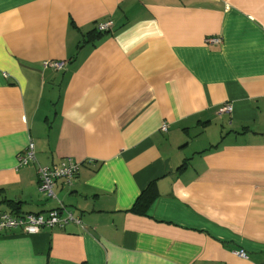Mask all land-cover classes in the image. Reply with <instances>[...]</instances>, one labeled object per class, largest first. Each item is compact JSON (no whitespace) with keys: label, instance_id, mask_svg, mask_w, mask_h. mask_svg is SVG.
Returning a JSON list of instances; mask_svg holds the SVG:
<instances>
[{"label":"crops","instance_id":"obj_1","mask_svg":"<svg viewBox=\"0 0 264 264\" xmlns=\"http://www.w3.org/2000/svg\"><path fill=\"white\" fill-rule=\"evenodd\" d=\"M65 159L80 225L4 232L0 264H264V0H0V214L57 208Z\"/></svg>","mask_w":264,"mask_h":264},{"label":"built area","instance_id":"obj_2","mask_svg":"<svg viewBox=\"0 0 264 264\" xmlns=\"http://www.w3.org/2000/svg\"><path fill=\"white\" fill-rule=\"evenodd\" d=\"M98 32H110L113 28L112 22L99 23L96 25ZM217 43V40H211V43ZM43 68H50L55 71H63L67 66L65 61H46L42 63ZM232 108L225 105L220 109V113H230ZM160 131L167 132V125L162 124ZM36 163L34 147L29 143L25 152L18 156L17 167H24ZM80 164L71 159H65L58 166L42 167L37 166L38 191L46 199L55 201L57 208L42 214H0V234L12 230H19L25 235H37L43 230L62 229L68 224L80 225V220L74 217L61 202H59L54 193V185L57 180H61L66 186H71L78 174ZM238 258L246 259L244 251L235 252Z\"/></svg>","mask_w":264,"mask_h":264},{"label":"trees","instance_id":"obj_3","mask_svg":"<svg viewBox=\"0 0 264 264\" xmlns=\"http://www.w3.org/2000/svg\"><path fill=\"white\" fill-rule=\"evenodd\" d=\"M94 32V34H95V36L96 37H99V36H101V35H104V34H106V33H108V32H98L97 30H96V28H95V30L93 31Z\"/></svg>","mask_w":264,"mask_h":264}]
</instances>
